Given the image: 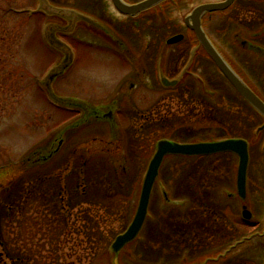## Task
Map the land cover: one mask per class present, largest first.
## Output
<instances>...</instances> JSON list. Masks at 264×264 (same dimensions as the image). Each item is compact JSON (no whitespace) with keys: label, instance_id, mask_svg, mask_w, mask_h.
Returning a JSON list of instances; mask_svg holds the SVG:
<instances>
[{"label":"rangeland","instance_id":"rangeland-1","mask_svg":"<svg viewBox=\"0 0 264 264\" xmlns=\"http://www.w3.org/2000/svg\"><path fill=\"white\" fill-rule=\"evenodd\" d=\"M206 1L216 0L166 1L131 18L111 13L109 0H52L90 18L69 34L52 36L47 28L53 40L65 36L71 51L57 74L63 56L48 45L43 24L67 21L35 12L36 0H0V264H113L109 245L135 213L162 137L247 139V197L236 194V154L166 156L146 221L118 264L200 263L231 244L227 260L215 264H264V130L255 134L262 118L201 50L177 86L165 89L160 81L179 76L187 63L195 40L183 18ZM204 26L264 97V5L238 0L227 13L205 16ZM177 33L185 38L167 44ZM75 186L85 189L80 207L93 200L114 212L101 222L99 248L77 235L81 222L63 234L74 217L59 215L61 197L65 202ZM243 204L252 212L247 221ZM184 216L194 229L210 227L190 239L191 253L178 228ZM212 226L228 236L221 239ZM243 234L248 238L239 242Z\"/></svg>","mask_w":264,"mask_h":264},{"label":"water","instance_id":"water-1","mask_svg":"<svg viewBox=\"0 0 264 264\" xmlns=\"http://www.w3.org/2000/svg\"><path fill=\"white\" fill-rule=\"evenodd\" d=\"M114 6L123 14L134 16L141 11L148 9L163 0H139L134 3H127L124 0H112ZM234 0H220L214 2H205L195 6L191 12L186 16L185 23L191 28L199 44L205 49L209 57L214 61L220 71L225 75L228 81L239 92V94L262 116H264V100L261 99L251 87L241 78V76L231 67L223 55L217 50L215 45L207 36L206 32L202 28L201 18L207 12L221 11L227 9ZM41 7L50 14H58L64 17H70V24H74L75 19H86L81 14L64 8H57L50 5L47 0H40ZM52 30L51 27H48ZM70 28L65 29L69 31ZM48 30V29H47ZM49 41L59 48L66 51L65 46L60 45L56 40L51 38V35L47 32ZM183 38V34H177L170 37L168 43H176ZM196 46L192 52L190 60L186 66H189L194 52L197 49ZM185 68V69H186ZM177 80H169L165 77L162 78V82L166 86H171L176 83ZM264 128V124L258 128L257 131ZM232 151L239 157L238 170H237V190L241 198L246 196V175L249 162L248 142L242 138H228L219 141L211 142H194V143H181L170 139H161L157 142L156 150L149 161L142 187L139 195V200L135 214L131 223L126 230L118 234L111 244V250L117 254L119 250L128 242L133 240L139 231L141 230L143 223L147 216V210L150 200L151 191L158 175L159 167L165 155L167 154H182V155H206L216 152ZM243 216L249 218L251 213L243 207ZM114 263L117 264V258L114 259Z\"/></svg>","mask_w":264,"mask_h":264},{"label":"trees","instance_id":"trees-1","mask_svg":"<svg viewBox=\"0 0 264 264\" xmlns=\"http://www.w3.org/2000/svg\"><path fill=\"white\" fill-rule=\"evenodd\" d=\"M61 193L62 192H60V194ZM84 194L85 189L80 192L79 188L75 186L71 190L70 195L65 202L61 197V201H63V203H61V210L59 215L63 214L65 220L74 217L73 222H71V224H68L67 227V224H65V226H63L62 228V231L64 230L63 234L68 237L69 234L72 235L74 233L73 228L75 227L76 223L81 222L82 224L81 227H78L77 235H83L82 238L84 239L87 248H90V246L99 248L101 242L100 234L102 231V226H104V224H102L101 222L106 221L107 218L113 215L114 212L113 210H109L108 208L104 209V206H100V203L94 202L93 200L88 201V203H82V205L88 204L89 208L85 209L83 208V206L80 207V204L76 200L80 199V197H83ZM81 216L83 217L81 218ZM90 216H92V218H90ZM62 231L59 227V232L56 234L59 235Z\"/></svg>","mask_w":264,"mask_h":264},{"label":"flooded vegetation","instance_id":"flooded-vegetation-1","mask_svg":"<svg viewBox=\"0 0 264 264\" xmlns=\"http://www.w3.org/2000/svg\"><path fill=\"white\" fill-rule=\"evenodd\" d=\"M50 2H52V0H49ZM238 1V0H237ZM236 1V2H237ZM247 1H253V0H247ZM254 1H259V4H261V6L262 5H264V0H254ZM53 3V2H52ZM236 4V3H235ZM255 4V3H254ZM220 49V48H219ZM220 51L225 55V57L228 59V61L230 62V64L234 67V69L244 78V79H246V75H244L242 72H241V70L239 69V67H238V64L236 63V61L234 60V58L232 57V55L230 54V53H227V52H225L224 50L222 51L221 49H220ZM255 91H257V93L259 94V95H261V93L258 91V89H256L255 88ZM255 111V110H254ZM256 112V111H255ZM257 113V112H256ZM258 114V113H257ZM261 118H262V124L264 123V117L263 116H261L260 114H258ZM264 142V141H263ZM220 179V181H223V182H226L227 181V177H220L219 178ZM205 196H208L207 194H205ZM223 204V203H222ZM221 204V205H222ZM227 204H224V206H226ZM221 211H223V210H221ZM226 216L227 217V215H226V212L225 213H221V216ZM186 216H184L183 217V219H182V221H180L179 222V224H178V228H179V231H180V236H181V239H182V241H183V250H185V252L186 253H191L192 251H191V249H192V246H191V241H190V239H193L194 241H197V240H195V239H198L199 237H201L202 235V231H203V229L204 228H206L205 229V231L207 230V231H209L210 230V227L209 226H207V225H205L204 223H202V222H200V225H199V229H197V228H193V227H195L194 225L192 226V225H190L189 223H187L186 222ZM227 224H225V226H226ZM194 229V232L192 233V230L191 229ZM222 226L221 227H219V228H214L213 226H212V230H211V232H217V231H220V234H219V237L221 238V239H225V237L226 236H228V234H226L227 233V231L226 230H224V231H221L222 230ZM226 229H227V227H226ZM227 247L228 246H226V248H225V250L227 249ZM230 254V253H229ZM228 254V252H226L225 254H224V258H222L223 260H227V256L229 255ZM203 258V257H202ZM208 259V261H209V259H211V258H207ZM185 264V263H184ZM197 264V263H196Z\"/></svg>","mask_w":264,"mask_h":264}]
</instances>
